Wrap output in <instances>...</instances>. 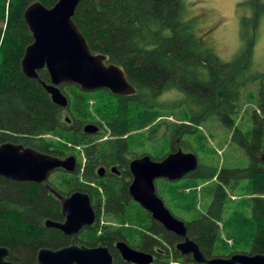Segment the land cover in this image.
Segmentation results:
<instances>
[{"label":"trees","instance_id":"1","mask_svg":"<svg viewBox=\"0 0 264 264\" xmlns=\"http://www.w3.org/2000/svg\"><path fill=\"white\" fill-rule=\"evenodd\" d=\"M33 1L51 7L57 0H0V145L22 144L60 158L74 153L64 143L44 136L57 135L82 145L85 161H78L73 173L62 168L52 172L61 174L66 189L52 183L51 175L43 183L0 176V246L7 247L6 258L16 264H35L40 248L58 249L76 243L106 246L113 264H133L125 261L115 248V243L123 240L133 248L152 253L151 264H189L191 256L182 255L175 248L181 238L167 231L131 198L130 160L123 158L141 155L131 149V130L144 128L162 111L178 107L185 109L188 122L157 121L151 129L140 133L142 139L151 143L167 140L168 152L186 148L189 145L183 136L214 119L230 131V141L247 158L243 166L218 167L199 162L184 177L195 182L214 180L204 212L190 220L177 216L184 221L187 236L198 244L206 258L228 257L236 252L264 254V72L252 69L251 58L264 14V0L244 1L251 10L247 43L239 57L231 61H222L204 45L184 14V0H81L72 18L89 49L105 55L106 63L121 67L135 91L119 95L108 89L85 91L76 84L63 83L59 88L67 97L66 107L53 103L41 83L21 71L24 50L32 42L23 11ZM37 74L42 81H50L45 68L37 70ZM253 82L257 84L256 107L249 112V130H243L234 125V120L240 110L242 90ZM173 92L175 98L163 99L166 93ZM89 96L95 98V110L104 123L87 119ZM88 123L97 125L98 130L84 132ZM105 134L110 138L96 140ZM142 152L153 159L166 154ZM100 164H117L121 173L100 178L96 172ZM88 182H96L101 191ZM242 187L251 195L237 201L225 219L229 192ZM49 188L61 195L76 190L87 193L94 204L95 222L73 236L46 227V219L63 220L60 201ZM172 191L179 193L177 188ZM157 194L163 200L161 193ZM132 205L146 223V233H140L138 242H130L131 229L111 225L100 226L97 234L101 212L113 219L130 220ZM239 205L247 206L248 213ZM218 221H223L227 234L234 239V249L227 255L218 252V247L225 244L220 238ZM84 231H88V237H81Z\"/></svg>","mask_w":264,"mask_h":264},{"label":"water","instance_id":"2","mask_svg":"<svg viewBox=\"0 0 264 264\" xmlns=\"http://www.w3.org/2000/svg\"><path fill=\"white\" fill-rule=\"evenodd\" d=\"M80 2L81 0H57L51 7H46L39 1H33L23 11L32 42L24 50L21 71L26 77L41 83L52 102L60 107L68 104L66 95L59 88L63 83L76 84L85 91L108 89L119 95L135 91L121 67L106 63L105 55L92 53L89 49L72 18ZM43 68L49 74L48 83L38 77L37 70ZM97 130L94 123L83 127L86 133ZM198 163L195 152L185 151L181 147L166 153L161 159H153L149 154L135 157L129 163L132 174L129 194L152 219L182 238L175 248L181 254H192L193 262L190 264H264L263 253L236 252L229 257L205 258L198 244L187 236L184 221L175 216L157 194L156 180L182 179L195 170ZM75 166L73 155L59 158L22 144L5 142L0 145V176L7 179L43 183L56 168L72 172ZM101 170L98 169L99 174ZM49 190L60 201L63 220L46 219V227L73 236L84 226L93 224L95 212L87 193L76 190L69 195H61L53 188ZM115 248L125 261L133 264H151L154 259L151 253L133 248L123 240H118ZM7 255V247L0 246V264H16L8 260ZM36 259L35 264H113V256L106 246L89 247L76 243L58 249L42 247L37 251Z\"/></svg>","mask_w":264,"mask_h":264},{"label":"rangeland","instance_id":"3","mask_svg":"<svg viewBox=\"0 0 264 264\" xmlns=\"http://www.w3.org/2000/svg\"><path fill=\"white\" fill-rule=\"evenodd\" d=\"M246 0H184L186 3L185 16L191 21L190 24L194 32L200 37L204 45L210 48L222 61H231L239 57L243 48L247 43L248 36V20L250 18V6L248 3L244 4ZM182 17V16H181ZM182 19L185 20L183 17ZM245 27V28H244ZM247 29V31H246ZM252 69L256 72H264V14L260 18L257 28L255 42L252 51ZM257 93V84L250 83L246 85L241 94L240 110L235 117L234 125L243 130H249L251 126L249 112L256 107L254 97ZM176 93H166L163 99L175 98ZM96 100L94 97L89 96L86 104L85 111L88 115V120H100L104 123V119L95 110ZM165 112V113H164ZM158 115L150 125L144 128L131 130L128 134L131 141V149L136 153L143 154L149 152L151 155L161 156L168 152L169 146L167 140H158L155 143L146 142L141 137V132H146L154 126L157 121L166 120L169 122L179 123L188 122L187 113L184 108H174L164 110ZM63 115H67L63 111ZM45 138H50L56 142L64 143L72 151L79 153L80 149L70 140H66L57 135H44ZM110 138L108 134L100 137L103 140ZM99 138V137H98ZM96 138V140H99ZM188 142V147L182 148L185 151L191 150L198 156L200 163H211L218 167L220 166H243L247 164V158L243 150L230 141V131L222 127L216 120L209 119L201 125L196 126L194 133L183 136ZM129 141V142H130ZM81 161V156L78 157ZM52 183L59 185L62 189H66L62 183V176L60 173L51 174L49 178ZM195 182L187 178H182L176 184L165 181L164 179L156 180V190L161 193V196L169 209L178 217L183 220H190L198 213L204 212L206 204L209 200V186L211 182ZM179 191L176 194L172 189ZM251 194L248 193L243 187L237 189L235 192H229V202L223 217L226 219L229 213L234 209L237 201L246 199ZM138 204V203H137ZM139 205V204H138ZM240 206V205H239ZM140 208H142L139 205ZM245 213H248V207L243 205L239 207ZM143 209V208H142ZM133 212L130 220L126 219H113L108 216L102 215L99 219V227L97 234L100 232V226L111 225L112 227H121L125 230L131 229L132 236L131 243L139 241L140 233L145 232V224L143 221L144 216L141 212L136 210L132 205ZM144 210V209H143ZM146 212V210H144ZM220 230V238L225 243L224 247H218V252L222 255H227L234 245V239L227 234L228 229L225 228L223 221H218ZM87 234V235H85ZM81 237H88V231H84ZM239 248L238 250H240ZM169 264H174L170 262Z\"/></svg>","mask_w":264,"mask_h":264},{"label":"flooded vegetation","instance_id":"4","mask_svg":"<svg viewBox=\"0 0 264 264\" xmlns=\"http://www.w3.org/2000/svg\"><path fill=\"white\" fill-rule=\"evenodd\" d=\"M96 132V131H95ZM95 132H92V133H95ZM107 138V137H106ZM103 139L102 138H99V141H102ZM79 149H80V151H79V153H77V152H74V153H70V154H68L67 156H69V155H73L74 157H75V162H76V166H77V164H78V157H80L81 156V159H82V163L81 164H83L84 163V161H85V156H84V150H83V147H81V146H77ZM143 155V154H142ZM67 156H64V157H61V158H65V157H67ZM138 156H141V155H135V154H131L130 156L128 155V157H127V155H125V156H123V158L125 159V161L126 160H130L131 161V159H133V158H135V157H138ZM60 158V157H59ZM130 161L128 162V168H129V163H130ZM76 166H75V169H76ZM119 166L117 165V164H110V165H105V164H100L98 167H97V170H96V172L98 173V169L99 168H101L102 170H101V174H99L98 173V176L100 177V178H105V177H108V176H110L112 173H114V174H117L118 176L120 175V173H121V171H120V169L118 168ZM60 168V167H59ZM63 169V168H62ZM75 169L72 171V172H69V173H73L74 171H75ZM65 170V169H64ZM66 171V170H65ZM130 171V170H129ZM131 173V172H130ZM132 175V174H131ZM80 180H82V178H80ZM91 186H93V187H97L98 189H99V191H101V188L96 184V182H88ZM91 204H92V207H93V209H94V212H95V208H94V204H93V202L91 201ZM101 214H102V212H101ZM95 220H96V212H95ZM95 220H94V222H95ZM93 222V223H94ZM181 238V237H180ZM181 240H182V238H181ZM181 240H179V241H181ZM178 241V242H179ZM150 253V252H149ZM152 254V253H151ZM203 254V253H202ZM153 255V254H152ZM183 255V254H182ZM187 255H190L191 256V259H192V254L191 253H189V254H187ZM204 256V255H203ZM205 257V256H204ZM229 257V256H228ZM154 258V257H153ZM206 258V257H205ZM193 262V259H192V261H190V263H192ZM189 263V264H190ZM204 263V262H203ZM196 264H201V263H196ZM206 264V263H205Z\"/></svg>","mask_w":264,"mask_h":264},{"label":"bare ground","instance_id":"5","mask_svg":"<svg viewBox=\"0 0 264 264\" xmlns=\"http://www.w3.org/2000/svg\"><path fill=\"white\" fill-rule=\"evenodd\" d=\"M198 161H199V159H198ZM179 180H181V179H179ZM179 180H175V181H179ZM155 186H156V182H155ZM156 192H157V190H156Z\"/></svg>","mask_w":264,"mask_h":264}]
</instances>
